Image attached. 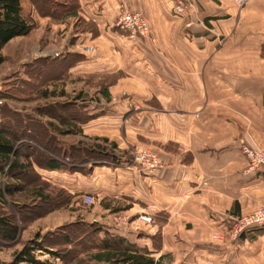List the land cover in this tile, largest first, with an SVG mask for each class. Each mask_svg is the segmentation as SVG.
Masks as SVG:
<instances>
[{
    "label": "crops",
    "instance_id": "crops-1",
    "mask_svg": "<svg viewBox=\"0 0 264 264\" xmlns=\"http://www.w3.org/2000/svg\"><path fill=\"white\" fill-rule=\"evenodd\" d=\"M118 3L77 0L68 17L79 14L95 25L78 40L99 45L113 39ZM125 5L142 14L149 35L133 42L122 36L118 48L97 50L102 70L119 76L103 89L101 101L91 102L95 111L75 105L69 122L60 123L66 126L61 135L75 133L77 141L92 143L66 145L48 129L56 143L50 150L38 148L29 168L74 198L88 194L104 201L90 210L107 212L103 225L91 223L87 231L86 251L94 263H103L90 257L99 250L98 239L116 234L154 259L170 254L169 264H177V256L185 264L193 256L197 264H264V226L240 236L232 232L254 191L264 193V177L255 180L245 172L239 151L243 140L264 151V0L241 6L235 0H191L189 15L180 18L170 14V0H126ZM132 147L157 150L163 167L137 171ZM52 151L61 165L47 169L43 155ZM0 176L9 177L5 171ZM141 213L151 223L132 230L130 221ZM91 215L92 221L100 218ZM80 238L65 243L70 247Z\"/></svg>",
    "mask_w": 264,
    "mask_h": 264
},
{
    "label": "rangeland",
    "instance_id": "rangeland-1",
    "mask_svg": "<svg viewBox=\"0 0 264 264\" xmlns=\"http://www.w3.org/2000/svg\"><path fill=\"white\" fill-rule=\"evenodd\" d=\"M31 1L33 0H20V5L21 14L32 24V28L25 36L13 38L0 49L3 57L0 63V112L7 122L19 123L16 126L18 131L21 125L30 129L35 140L31 142L36 143V149L45 147L50 150L53 149L57 137L46 134L48 129L64 139L66 145L77 141L73 135L75 133H59H66V126L60 123L69 122L75 105L81 108L90 107L87 111H95L91 102L101 101L103 89L120 74L118 71L102 70L103 62L97 59L101 58L97 56V50L118 48L120 40H124L122 36H127L128 31L113 24L111 29L117 32L113 39L103 40L99 45H88L78 38L95 25L79 14L77 17L67 15L75 9L77 0H47L49 2L46 11L49 15L43 17L44 19L38 17V13H32ZM38 2L40 1L37 0V4ZM86 48H92L91 52H86ZM86 57L92 58L93 65L86 62ZM115 57L113 64L117 63L118 57ZM78 58L81 59L80 62L72 66ZM23 140L28 141L22 137L20 141ZM77 142L86 147L92 143L84 139ZM34 148L29 151L33 152ZM134 148L139 147L130 148V154ZM141 148L154 150L160 156L153 148ZM250 174L255 180L264 177L262 170ZM2 182L16 183L19 187L10 196H5L3 203L0 201V218L15 227V234L11 239L0 237V264H30L14 263L13 258L24 244L34 240L42 248L41 251L34 250L33 257L42 264H97L87 254V231L91 223L94 227L96 225L95 228L103 225V216L107 212L90 211L91 208L100 206L101 202L104 203L103 200L93 198V203L87 206L82 198H74L56 186L43 182L31 171L18 174L16 178L0 176V186ZM254 193L249 209L244 210L247 213L257 207H264V193ZM113 206L117 204L114 203ZM73 210L78 211L75 213ZM92 213L98 214L100 218L92 221ZM77 237L81 238L70 246L73 248L70 250L63 238L73 242ZM49 251L64 255V258L58 259ZM195 257L193 256L194 261L189 264H197ZM177 258V264H185L181 256Z\"/></svg>",
    "mask_w": 264,
    "mask_h": 264
},
{
    "label": "trees",
    "instance_id": "trees-1",
    "mask_svg": "<svg viewBox=\"0 0 264 264\" xmlns=\"http://www.w3.org/2000/svg\"><path fill=\"white\" fill-rule=\"evenodd\" d=\"M39 1L38 4L37 0L31 2H33L32 4L39 14L49 15L48 11H46L49 1ZM31 28L32 24L21 14L20 0H0V49L11 38L25 35ZM2 60L3 57L0 54V63ZM102 94H104V91H102ZM17 124L19 123H10L7 120L0 123V174L5 171L7 175L15 178L18 177V174H23L26 171L33 173L29 168V157H34V151L37 152L36 143H33L35 141L33 140V133H30V129L27 126L22 125L20 131H18ZM22 137L28 141H20ZM32 148L35 150L33 149L34 151L30 152ZM52 153L53 151L43 155L45 159L44 167L47 169L57 168L61 165ZM33 175L38 177L36 173H33ZM18 187L16 183L2 184L0 186V200L4 201L3 193H10ZM259 229V227H255L249 230L257 231ZM14 234L15 227L10 226L5 219L0 218V237L11 239ZM240 235L241 232L238 236ZM63 239L68 241L67 238ZM97 242L99 250L91 254L90 257L95 261L103 262L102 264H169L171 261V256L168 253L160 254L154 259L145 248L130 243L116 234H106L104 237L99 238ZM41 248V245L35 240L28 241L15 254L13 262L42 264L33 257V251H41ZM49 252L58 259L64 258V255L52 251Z\"/></svg>",
    "mask_w": 264,
    "mask_h": 264
},
{
    "label": "built area",
    "instance_id": "built-area-1",
    "mask_svg": "<svg viewBox=\"0 0 264 264\" xmlns=\"http://www.w3.org/2000/svg\"><path fill=\"white\" fill-rule=\"evenodd\" d=\"M126 0H119L118 13L115 17L114 24L120 29L128 31L127 38L136 40L139 37L149 35V25L142 14L138 11H132L126 8ZM241 6L246 0H235ZM170 14L173 17H183L189 15V6L191 0H170ZM191 22L186 23L190 26ZM92 48H86V52H91ZM239 151L245 160V172L256 173L259 170L264 171V151L248 141L243 140L239 144ZM131 162L139 172L150 173L163 167L164 162L161 157L148 148H134L131 152ZM85 205L93 203V197L85 194L82 197ZM151 217L148 214H137L131 221L132 230L141 229L142 225L151 223ZM264 226V207H257L253 211L240 215L233 220L232 232L238 234L242 231L255 227Z\"/></svg>",
    "mask_w": 264,
    "mask_h": 264
}]
</instances>
